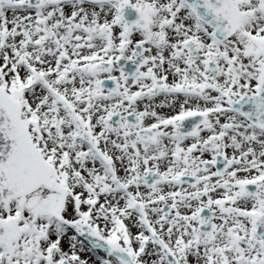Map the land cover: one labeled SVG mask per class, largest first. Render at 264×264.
<instances>
[{
  "label": "snow or ice",
  "instance_id": "1",
  "mask_svg": "<svg viewBox=\"0 0 264 264\" xmlns=\"http://www.w3.org/2000/svg\"><path fill=\"white\" fill-rule=\"evenodd\" d=\"M0 264H264V0H0Z\"/></svg>",
  "mask_w": 264,
  "mask_h": 264
}]
</instances>
